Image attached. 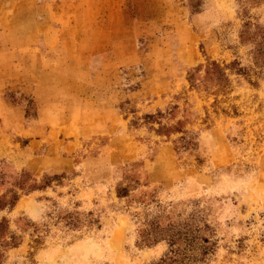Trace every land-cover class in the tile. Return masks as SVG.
Instances as JSON below:
<instances>
[{"label": "rangeland", "instance_id": "obj_1", "mask_svg": "<svg viewBox=\"0 0 264 264\" xmlns=\"http://www.w3.org/2000/svg\"><path fill=\"white\" fill-rule=\"evenodd\" d=\"M0 264H264V0H0Z\"/></svg>", "mask_w": 264, "mask_h": 264}]
</instances>
